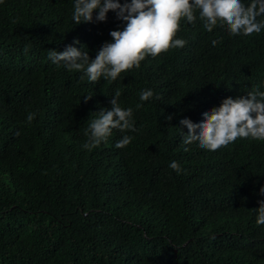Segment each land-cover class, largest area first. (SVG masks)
<instances>
[{"label":"trees","instance_id":"1","mask_svg":"<svg viewBox=\"0 0 264 264\" xmlns=\"http://www.w3.org/2000/svg\"><path fill=\"white\" fill-rule=\"evenodd\" d=\"M74 3L0 0V264H264V141L238 137L211 151L185 145L179 124L264 91V29L232 35L218 23L209 32L197 11L173 38L184 47L91 83L48 52L72 45L94 59L126 22L111 10L96 21L94 10L92 22L74 24ZM118 88L138 131L124 133L133 139L123 149L118 130L84 149Z\"/></svg>","mask_w":264,"mask_h":264},{"label":"clouds","instance_id":"2","mask_svg":"<svg viewBox=\"0 0 264 264\" xmlns=\"http://www.w3.org/2000/svg\"><path fill=\"white\" fill-rule=\"evenodd\" d=\"M94 10L96 21L105 22L111 10L118 20L126 22L122 30L110 31L112 41L104 42L94 59H90L86 51L72 45L66 46L63 51L52 49L48 52L52 63L63 64L68 71H83L91 83H97L101 78L115 82L122 79L121 73L133 67L139 68L146 55L156 57L170 48L184 47L187 43L185 40L173 38L179 30L181 19L195 23L197 11L204 22L203 27L209 32L218 23L227 26L232 35L250 36L264 29V20L258 19L264 16V0H250L247 6L241 0H124L123 3L120 0H75L73 23L92 22ZM212 43L215 45L216 41ZM27 50L26 47L24 51ZM121 95V90L116 89L110 100L111 109H101L99 117L91 121L85 131L88 140L82 145L84 149L91 150L106 142L113 130L123 134L116 142V148L123 149L131 143L133 137L124 133L137 132L138 129L135 127L133 109L121 108ZM153 97L151 89L140 93L141 101H149ZM141 106L137 104L136 108ZM35 116V112H30L26 117L27 122L31 123ZM202 116L204 119L199 123H193L188 118L179 121L188 129L186 134L181 131L185 145L198 142L200 148L216 151L238 137L264 141V91L256 87L246 96L224 98L218 107L202 113ZM196 129H199L198 133ZM188 150L184 148V151ZM169 167L177 174L182 172L176 161L171 162ZM260 193L264 194V186L260 188ZM259 205L256 208V223L264 225V201H259Z\"/></svg>","mask_w":264,"mask_h":264}]
</instances>
